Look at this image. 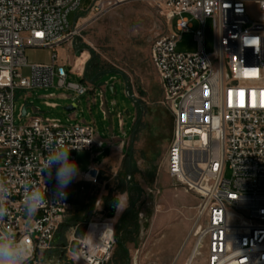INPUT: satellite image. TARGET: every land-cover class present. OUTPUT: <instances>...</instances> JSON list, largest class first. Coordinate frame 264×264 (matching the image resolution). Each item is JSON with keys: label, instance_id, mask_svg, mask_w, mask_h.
I'll list each match as a JSON object with an SVG mask.
<instances>
[{"label": "built area", "instance_id": "2783aa9c", "mask_svg": "<svg viewBox=\"0 0 264 264\" xmlns=\"http://www.w3.org/2000/svg\"><path fill=\"white\" fill-rule=\"evenodd\" d=\"M89 1L88 10L101 13L108 6L141 0ZM152 1L166 8L172 25L175 20V28L151 47V62L173 115L166 169L176 185L200 201L187 264H194L201 250L205 264H264V0ZM81 2L0 0V181L10 190L0 229L28 239L29 264L52 263L42 257L54 247L72 209L68 188L57 192L55 180L42 172L48 146L71 148L75 160L78 151L102 144L89 123L64 125L59 118L41 117L23 126L14 123L16 89L58 85L80 96L93 89L88 82L68 81L69 70L56 54L51 64L29 65L25 56L29 47L56 50L74 35L77 28L70 26L68 15L83 10ZM207 19L214 29L210 53L205 49ZM194 21L199 25L195 30ZM188 32H194L197 49L179 51V40ZM23 68H29V75ZM99 175L100 168L91 165L82 179L94 183ZM26 187L37 188L44 197L31 218L24 208ZM116 243L114 222H90L74 258L109 264Z\"/></svg>", "mask_w": 264, "mask_h": 264}, {"label": "rangeland", "instance_id": "374dc122", "mask_svg": "<svg viewBox=\"0 0 264 264\" xmlns=\"http://www.w3.org/2000/svg\"><path fill=\"white\" fill-rule=\"evenodd\" d=\"M90 6L89 0H82L83 10L69 13V24L76 25V33L60 47H29L25 56L29 65L51 64L56 54L58 63L69 70L68 81L84 83L85 77L90 86H96L95 95L90 101L88 93L80 96L58 85L48 89H16L14 123L27 124L29 117L21 116L23 105L29 104V111L33 107L45 109L44 96L54 92L57 97L53 100L60 107L53 116L68 124L72 112L67 106L76 99L77 119L93 124L98 138H124L125 150L100 167L96 182L79 178L72 181V209L63 219L60 241L44 253L41 261L52 258L51 264H86L76 261L74 253L89 223L112 221L117 243L109 264H187L195 246L192 232L200 201L195 194L176 185L167 173L166 153L172 139L173 115L164 102L162 83L151 62L154 41L175 28V20L172 25L166 8L152 0L108 6L101 13L88 10ZM198 26L194 21L193 30ZM177 49L194 52V32L183 33ZM205 49L209 53L214 50L211 19L205 25ZM95 71L99 74L96 78L103 76L94 85L91 77ZM22 73L29 75V68H23ZM106 83L103 98L100 86ZM62 94L69 98H59ZM103 101L108 115L103 113ZM98 151L94 146L92 151L76 153L79 171L102 159L94 157ZM231 173L227 168L225 175L229 178ZM194 264H205L204 250Z\"/></svg>", "mask_w": 264, "mask_h": 264}, {"label": "clouds", "instance_id": "9594fccd", "mask_svg": "<svg viewBox=\"0 0 264 264\" xmlns=\"http://www.w3.org/2000/svg\"><path fill=\"white\" fill-rule=\"evenodd\" d=\"M70 149L48 146L49 155L42 169V172L47 171L49 179L55 180L56 190L60 193H66L72 181L79 176V166L70 158ZM9 195V188L0 181V221L8 215L5 202ZM43 202V194L37 188H25L24 208L30 218L36 214ZM30 258L31 247L26 237H18L11 230L0 229V264H29Z\"/></svg>", "mask_w": 264, "mask_h": 264}, {"label": "crops", "instance_id": "0c3cea01", "mask_svg": "<svg viewBox=\"0 0 264 264\" xmlns=\"http://www.w3.org/2000/svg\"><path fill=\"white\" fill-rule=\"evenodd\" d=\"M80 68V67H79ZM81 69V68H80ZM71 70V69H70ZM73 71V70H71ZM84 72L83 68H82V71H80V73L82 74ZM86 82V81H85ZM105 86H100V89H101V93H106V90H104ZM46 89V88H45ZM97 88L96 86L93 87V89L89 92H91V94L88 92L89 94V97L88 99L91 101V96L92 94L95 95V92H96ZM102 95V94H101ZM56 94L54 92H50L49 94H46L44 96V107H33L32 110H28V107L30 106L29 104H25L23 105V107L21 108V116H28L29 117V121L30 122L34 117H41L43 119L45 118H59V117H56V116H53L54 114V110L59 108L60 107V104L53 100L54 98H56ZM59 98H63V99H68L69 97L65 94H62L61 96H58ZM102 97L104 98V95H102ZM95 100V98H94ZM74 102H72L71 104H69L67 106V108L73 104H75L77 106L76 109L72 110V111H69V112H72L69 116H68V120H69V123L66 124L64 123L62 120V123L64 125H72V124H75V123H87L85 121H81L79 119H77V113L75 112L78 108H79V104L77 103L76 99H73ZM27 105V113L26 115L23 114V108ZM103 113L107 111L104 109V106H105V101H103ZM108 115V114H106ZM60 119V118H59ZM124 121V120H123ZM135 121V120H134ZM91 124V123H89ZM124 122H123V125H122V130L124 131ZM96 130V129H95ZM125 134V132H124ZM96 140L97 142H101L102 144L101 145H96L98 148H99V151L94 155V157H97V158H100L102 157V159L100 161H98L97 163H91L88 168L93 165V166H98L99 168L102 167L105 163H107V161H109L114 155H118L119 153H123L125 148H124V138H119L117 136H113L111 139L109 140H103L101 138H98L96 136ZM122 144V145H121ZM76 160V159H75ZM87 168V169H88ZM86 169V170H87ZM86 170H83V171H79V176L77 178H79L81 181H83L82 179V172H85ZM68 190H69V187H68ZM70 193V192H69ZM72 202V201H71Z\"/></svg>", "mask_w": 264, "mask_h": 264}, {"label": "trees", "instance_id": "16d2710c", "mask_svg": "<svg viewBox=\"0 0 264 264\" xmlns=\"http://www.w3.org/2000/svg\"><path fill=\"white\" fill-rule=\"evenodd\" d=\"M98 75H99V74H98V71H95V72L93 73L92 77H91L92 82H93L94 85H95L96 81L99 80V79H101L102 76H103V75H101L100 77L96 78ZM82 80H83V82H85V81H86V78L83 77ZM61 227H62V225L60 226V229H59V232H58V234H57V236H56V239H55L54 245L57 244L58 241H60V236H59V235H60V233H61ZM119 243H120V242H119Z\"/></svg>", "mask_w": 264, "mask_h": 264}, {"label": "water", "instance_id": "95a60500", "mask_svg": "<svg viewBox=\"0 0 264 264\" xmlns=\"http://www.w3.org/2000/svg\"><path fill=\"white\" fill-rule=\"evenodd\" d=\"M113 92L115 91V89L114 88H110ZM77 108V106L75 105V104H73V105H71V106H69L68 108H67V110L68 111H72V110H74V109H76ZM27 105L23 108V114L24 115H26V113H27Z\"/></svg>", "mask_w": 264, "mask_h": 264}, {"label": "bare ground", "instance_id": "6f19581e", "mask_svg": "<svg viewBox=\"0 0 264 264\" xmlns=\"http://www.w3.org/2000/svg\"><path fill=\"white\" fill-rule=\"evenodd\" d=\"M193 253V252H192ZM192 255V254H191Z\"/></svg>", "mask_w": 264, "mask_h": 264}, {"label": "snow or ice", "instance_id": "6c2138e0", "mask_svg": "<svg viewBox=\"0 0 264 264\" xmlns=\"http://www.w3.org/2000/svg\"><path fill=\"white\" fill-rule=\"evenodd\" d=\"M39 35V34H38Z\"/></svg>", "mask_w": 264, "mask_h": 264}]
</instances>
